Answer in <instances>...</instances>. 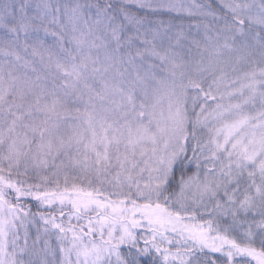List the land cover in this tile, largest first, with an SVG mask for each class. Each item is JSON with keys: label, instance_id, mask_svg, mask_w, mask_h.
Segmentation results:
<instances>
[{"label": "snow or ice", "instance_id": "obj_1", "mask_svg": "<svg viewBox=\"0 0 264 264\" xmlns=\"http://www.w3.org/2000/svg\"><path fill=\"white\" fill-rule=\"evenodd\" d=\"M0 264H264V0H0Z\"/></svg>", "mask_w": 264, "mask_h": 264}]
</instances>
